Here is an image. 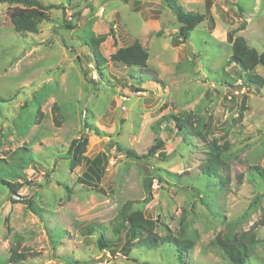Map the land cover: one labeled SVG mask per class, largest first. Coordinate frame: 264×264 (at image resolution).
Instances as JSON below:
<instances>
[{
  "label": "rangeland",
  "instance_id": "1",
  "mask_svg": "<svg viewBox=\"0 0 264 264\" xmlns=\"http://www.w3.org/2000/svg\"><path fill=\"white\" fill-rule=\"evenodd\" d=\"M40 1L48 19L36 34L16 32L17 5L0 4V264L13 250L26 257L18 264H178L167 246L124 252V232L112 229L128 201L159 236L193 242L181 264H233L218 239L253 227L264 241V176L254 170L264 169V85L245 86L227 41L246 23L236 35L264 51V0H176L205 15L187 41L163 0ZM103 36L100 75L90 43ZM136 40L145 67L110 60ZM85 137L89 161L71 170L69 148ZM159 141L148 160L115 146L142 156ZM215 142L224 183L202 171ZM249 260L264 264L263 242Z\"/></svg>",
  "mask_w": 264,
  "mask_h": 264
},
{
  "label": "trees",
  "instance_id": "2",
  "mask_svg": "<svg viewBox=\"0 0 264 264\" xmlns=\"http://www.w3.org/2000/svg\"><path fill=\"white\" fill-rule=\"evenodd\" d=\"M170 10L173 12L178 22L181 24L179 29V35L182 40L189 38V34L193 31L196 26L205 20V15L199 12L187 11L181 4L176 0H163ZM1 3H7L10 5H17L10 13V19L13 24L14 30L18 33H38L39 24L45 19H48L46 13L47 7L40 0H0ZM20 6V7H18ZM241 9V8H240ZM246 23H242L238 28L230 31L227 34V41L232 45V55L228 60L229 64H233L237 70L238 76L244 80L245 86L250 87L251 85H264V77L260 76L256 72L258 65L264 66V51L259 53L257 49L251 48L246 39L241 35H236L239 30L245 29ZM105 36L101 37L99 40H93L90 45L93 48L94 59L96 63V70L100 75L104 74L103 65L108 61L103 53L98 48V44L104 41ZM111 61L121 63L126 67L137 66L145 67L149 59V53L141 44L140 41L136 40L130 45L120 47L115 53L111 54L109 57ZM81 60V59H80ZM84 76L87 77L91 69L82 68ZM169 116L162 117L161 120L167 119ZM160 120V121H161ZM158 121L157 126L160 125ZM189 116L183 119L177 118V126L180 130H183L189 125ZM87 138L75 139L69 148V166L71 170L80 166L85 160L88 162L89 159L86 158L87 151ZM116 149L119 152L124 153L128 158L148 160L150 157H155L158 150L165 148V141H159V144H155L148 150L147 154L139 156L138 153L132 149L115 144ZM222 163V154L219 151V147L216 142L211 147V157L203 167V175L208 178L217 177L220 183H224L225 180L220 173V166ZM97 165L90 166L89 171H95L99 164V159L96 162ZM254 170L259 174L264 176V169L260 166H255ZM88 186H97V184H92L90 181L84 178L78 179ZM100 180V179H99ZM12 192L17 194V189L20 185L7 183ZM20 196V195H19ZM23 202H26L28 208L33 212H38L33 201L30 199H25L24 197H18ZM38 214V213H37ZM156 227V221L145 217L141 209H136L133 207V202L128 201L119 210L116 222L113 226V231L116 234H121L124 232L125 235V245L123 246L124 252L129 254L133 248L142 246L146 248H156L161 246H167L173 248L174 253L177 255V263L181 264L184 259L186 260V254L193 247V242L190 239H185L181 237H175L171 235L159 236L154 232ZM93 228H88L87 232H92ZM88 233V234H89ZM104 236V235H103ZM100 236L98 238V245L100 247L112 249V242ZM218 244L233 264H247L256 251L257 244L263 242L257 237L255 227L253 230L236 233L232 237H223L218 239ZM26 257L16 250L12 251L10 257V263L18 264Z\"/></svg>",
  "mask_w": 264,
  "mask_h": 264
},
{
  "label": "built area",
  "instance_id": "3",
  "mask_svg": "<svg viewBox=\"0 0 264 264\" xmlns=\"http://www.w3.org/2000/svg\"><path fill=\"white\" fill-rule=\"evenodd\" d=\"M101 10L103 11L104 9H103V8H101Z\"/></svg>",
  "mask_w": 264,
  "mask_h": 264
}]
</instances>
